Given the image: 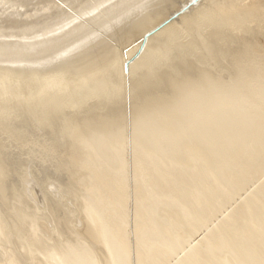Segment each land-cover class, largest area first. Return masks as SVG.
<instances>
[{
  "label": "bare ground",
  "instance_id": "1",
  "mask_svg": "<svg viewBox=\"0 0 264 264\" xmlns=\"http://www.w3.org/2000/svg\"><path fill=\"white\" fill-rule=\"evenodd\" d=\"M0 264H264V0H0Z\"/></svg>",
  "mask_w": 264,
  "mask_h": 264
},
{
  "label": "rangeland",
  "instance_id": "2",
  "mask_svg": "<svg viewBox=\"0 0 264 264\" xmlns=\"http://www.w3.org/2000/svg\"><path fill=\"white\" fill-rule=\"evenodd\" d=\"M119 1V0H118ZM115 2V1H114ZM67 13V12H66ZM84 19V18H83ZM45 165H48V162H45L44 163ZM32 183V182H31ZM34 184V183H33ZM61 201H66V202H69V197L67 198V197H63V200L61 199Z\"/></svg>",
  "mask_w": 264,
  "mask_h": 264
}]
</instances>
